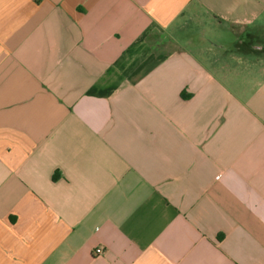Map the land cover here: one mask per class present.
<instances>
[{
    "label": "crops",
    "instance_id": "crops-1",
    "mask_svg": "<svg viewBox=\"0 0 264 264\" xmlns=\"http://www.w3.org/2000/svg\"><path fill=\"white\" fill-rule=\"evenodd\" d=\"M0 264H264V0H0Z\"/></svg>",
    "mask_w": 264,
    "mask_h": 264
},
{
    "label": "built area",
    "instance_id": "built-area-1",
    "mask_svg": "<svg viewBox=\"0 0 264 264\" xmlns=\"http://www.w3.org/2000/svg\"><path fill=\"white\" fill-rule=\"evenodd\" d=\"M95 254L99 255L102 253V249L101 248H96L94 251Z\"/></svg>",
    "mask_w": 264,
    "mask_h": 264
}]
</instances>
